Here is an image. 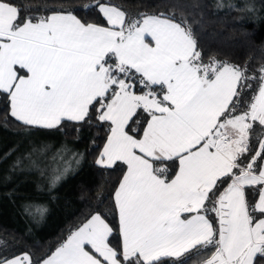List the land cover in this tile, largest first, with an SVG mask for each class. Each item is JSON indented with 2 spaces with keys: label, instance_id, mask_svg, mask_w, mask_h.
Listing matches in <instances>:
<instances>
[{
  "label": "snow or ice",
  "instance_id": "1",
  "mask_svg": "<svg viewBox=\"0 0 264 264\" xmlns=\"http://www.w3.org/2000/svg\"><path fill=\"white\" fill-rule=\"evenodd\" d=\"M88 7L105 23L72 11L22 17L0 0V95L25 127L106 128L95 164L125 169L112 197L118 227L97 211L42 257L9 256L0 240V264L264 262V64L250 75L247 65L206 63L182 12L177 22L172 12ZM239 10L256 7L244 0ZM49 148L33 147L12 167L26 160L55 188L70 150L58 149L51 166L33 159ZM24 211L38 221L47 207Z\"/></svg>",
  "mask_w": 264,
  "mask_h": 264
},
{
  "label": "trees",
  "instance_id": "2",
  "mask_svg": "<svg viewBox=\"0 0 264 264\" xmlns=\"http://www.w3.org/2000/svg\"><path fill=\"white\" fill-rule=\"evenodd\" d=\"M99 2L118 7L130 16L140 12L166 15L172 12L177 22L182 12L188 16L206 63L210 57H215L242 67L247 65L250 75H258L255 70L264 64V0H250L255 4V14L239 10L244 0ZM13 3L22 17L72 11L83 22L105 23L95 8H85V5L96 4L97 0H13ZM256 86L254 82L253 88ZM77 127H80L79 132ZM260 131V126L255 125L254 139ZM105 133L106 128L77 126L71 122L58 130L25 127L10 116L8 101L0 95V240L7 242V255L28 251L34 257H42L54 250L70 230L97 211L107 213L106 218L112 226L118 227L112 197L125 169L121 165L103 169L95 164ZM42 145H50V148L43 156L33 155L42 166L50 163L53 154L62 146L70 150L65 159L71 161V168L55 188L50 189L47 180L30 168L26 160L21 167H12L18 157ZM73 152L82 154V158L79 155L75 158L80 159L79 165L75 164ZM15 156L17 158L12 159ZM59 166H63V161ZM30 202L46 205L47 214L38 221L30 218L24 211Z\"/></svg>",
  "mask_w": 264,
  "mask_h": 264
},
{
  "label": "rangeland",
  "instance_id": "3",
  "mask_svg": "<svg viewBox=\"0 0 264 264\" xmlns=\"http://www.w3.org/2000/svg\"><path fill=\"white\" fill-rule=\"evenodd\" d=\"M7 158L9 159V158H11V157H7ZM15 158H17V156L13 157L12 159H15ZM49 164H50V163L48 162V165H49ZM50 165H51V164H50ZM50 165H49V166H50Z\"/></svg>",
  "mask_w": 264,
  "mask_h": 264
},
{
  "label": "crops",
  "instance_id": "4",
  "mask_svg": "<svg viewBox=\"0 0 264 264\" xmlns=\"http://www.w3.org/2000/svg\"><path fill=\"white\" fill-rule=\"evenodd\" d=\"M9 113H10V108H9ZM122 178V177H121ZM121 180V179H120ZM118 186V185H117ZM258 198V197H257ZM82 224V223H81Z\"/></svg>",
  "mask_w": 264,
  "mask_h": 264
}]
</instances>
